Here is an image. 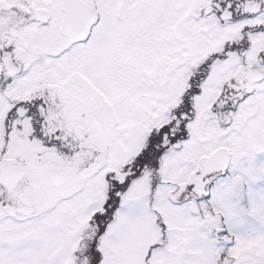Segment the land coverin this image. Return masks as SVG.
I'll return each instance as SVG.
<instances>
[{"label": "snow or ice", "instance_id": "snow-or-ice-1", "mask_svg": "<svg viewBox=\"0 0 264 264\" xmlns=\"http://www.w3.org/2000/svg\"><path fill=\"white\" fill-rule=\"evenodd\" d=\"M0 264H264V0H0Z\"/></svg>", "mask_w": 264, "mask_h": 264}]
</instances>
